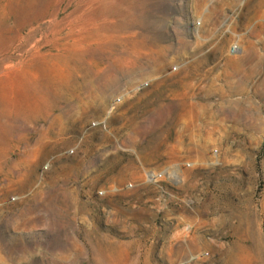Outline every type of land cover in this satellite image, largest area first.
Returning a JSON list of instances; mask_svg holds the SVG:
<instances>
[{
    "label": "rangeland",
    "instance_id": "rangeland-1",
    "mask_svg": "<svg viewBox=\"0 0 264 264\" xmlns=\"http://www.w3.org/2000/svg\"><path fill=\"white\" fill-rule=\"evenodd\" d=\"M0 264H264V0H0Z\"/></svg>",
    "mask_w": 264,
    "mask_h": 264
},
{
    "label": "built area",
    "instance_id": "built-area-1",
    "mask_svg": "<svg viewBox=\"0 0 264 264\" xmlns=\"http://www.w3.org/2000/svg\"><path fill=\"white\" fill-rule=\"evenodd\" d=\"M240 48L238 46V44H232L231 47H230V52L232 54H237L239 52Z\"/></svg>",
    "mask_w": 264,
    "mask_h": 264
}]
</instances>
